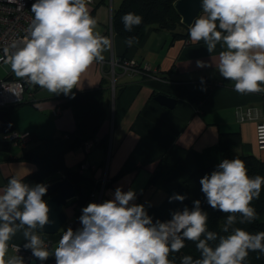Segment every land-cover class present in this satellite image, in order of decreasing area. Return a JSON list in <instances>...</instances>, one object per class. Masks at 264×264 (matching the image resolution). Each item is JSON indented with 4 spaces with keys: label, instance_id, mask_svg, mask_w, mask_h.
Returning <instances> with one entry per match:
<instances>
[{
    "label": "crops",
    "instance_id": "crops-1",
    "mask_svg": "<svg viewBox=\"0 0 264 264\" xmlns=\"http://www.w3.org/2000/svg\"><path fill=\"white\" fill-rule=\"evenodd\" d=\"M121 1L87 3L97 22L95 31L102 36L107 33L111 46L102 53L103 61L94 62L82 74L79 89L74 88L67 96L41 87L33 96L27 92L24 103L7 115L14 130L0 134V191L10 177L24 178L59 153L68 167H79L83 160L95 167L85 172L79 193L76 190L67 201V222L60 231L70 222L75 225L73 230L80 229L82 209L89 203L113 199L117 187L124 192L133 190L136 199L130 204L144 205L151 217L155 206L190 173L220 162V132H240L242 143L233 148L234 155L264 160L256 139V122L241 123L235 113L238 107H254L264 116V92L238 93L234 82L219 74L218 54L225 48L217 44L210 54L203 41L193 42L190 36L174 40L170 31L154 27L148 29L142 44L129 48L113 31V12ZM124 55L137 61L143 73L132 75L110 66L113 59ZM198 60L209 66L197 67ZM3 67L7 73L4 78L20 79L8 65ZM159 94L175 98L174 107L160 104L156 100ZM63 103L68 104L62 107ZM14 133L30 135L26 146L12 138ZM78 140L82 144L74 146ZM87 140L94 141L89 151L84 147ZM121 170L123 174L116 177ZM52 194L56 193L44 198ZM79 198L81 206L73 202ZM23 231H17L8 242L5 259L18 255L14 246L24 248ZM37 234L50 252L62 235ZM24 250L21 257L25 264L39 261L31 250ZM46 261L55 264L53 255Z\"/></svg>",
    "mask_w": 264,
    "mask_h": 264
},
{
    "label": "clouds",
    "instance_id": "clouds-1",
    "mask_svg": "<svg viewBox=\"0 0 264 264\" xmlns=\"http://www.w3.org/2000/svg\"><path fill=\"white\" fill-rule=\"evenodd\" d=\"M203 12L188 26L193 42L203 41L211 54L217 44L225 50L218 54L216 69L234 82L238 93L264 92V0H201ZM88 0H36L31 6L33 19L27 35L3 48L0 61L16 77L52 94L69 95L79 89L82 74L94 62L104 59L110 39L95 31L96 20L87 8ZM124 30L132 32L143 17L128 12L121 17ZM136 37H128L131 46ZM14 50V51H13ZM197 67L209 66L197 61ZM74 95V94H73ZM264 137V126L260 128ZM207 204L227 214L219 235L208 229V213L201 201L190 210L171 213V219L153 222L133 190L117 187L114 198L89 203L79 217L82 227L68 228L50 252L37 234L54 225L43 197L47 185L34 186L19 176L9 178L0 191V264H25L19 256L5 259L8 242L24 229L25 249L41 262L50 255L55 264H174L170 253H178L185 241H192L200 253L194 259L183 256L180 264H245L249 252L264 254V231L249 232L233 225L252 223L257 213L252 202L259 199L264 176H250L245 161L223 159L210 175L200 179ZM186 199L173 194L169 202ZM17 221L19 223H17ZM218 243L213 247L210 242Z\"/></svg>",
    "mask_w": 264,
    "mask_h": 264
},
{
    "label": "trees",
    "instance_id": "trees-1",
    "mask_svg": "<svg viewBox=\"0 0 264 264\" xmlns=\"http://www.w3.org/2000/svg\"><path fill=\"white\" fill-rule=\"evenodd\" d=\"M175 1L176 0H122L119 7L113 12V31L116 34L122 36L125 40L130 36L136 37L135 42L131 46H139L140 44H142L146 37V33L150 27L170 31L173 35L174 40L181 38L186 39L189 37L188 27H186L182 23V18L175 8ZM128 12H133L143 17L142 24L134 28L132 32H127L124 30V25L121 20V17ZM106 34L107 33H105L103 36H106ZM131 46L128 47L130 48ZM121 58L126 57L124 55ZM137 66L142 72L143 69L138 64V62ZM6 78L13 79L12 76H8ZM31 86L33 88L30 91L29 89ZM38 88L39 86L29 85L28 92L34 94V92L37 91ZM23 103L24 101L7 108L8 114L11 115L12 111L16 110ZM67 104L68 103H63L62 107L67 106ZM254 122L258 124L257 121ZM241 143L242 138L240 132H220V162L223 159L240 158L245 161L248 169V174L250 176H264V160H261L253 155L236 156L233 154V148L240 145ZM81 144L82 142L78 140L76 141L74 146H78ZM220 162L194 170L192 173L189 174V176L180 186H178L174 190H171L167 194L166 198L159 205L155 206L154 211L151 215L153 222L155 223L156 220H160L161 222L168 221L171 219L172 212L177 210H183L185 206H187L191 210L193 207V201L200 200L202 210L208 213V229L210 231L216 232L218 236L226 235L221 231V229L224 225L227 214L222 213L218 210H214L207 204L206 197L201 191L202 186L200 184V179L205 175H210L214 170H216ZM123 171L124 170H121L120 173L116 175V177L123 174ZM62 176L72 182L77 192L79 193V182L84 178V174L79 173L78 166H76L75 168L68 167L65 163L64 155L62 153L56 154L50 157L49 159L45 160L44 162H41L39 164V167L33 173L25 176L23 179L25 183L34 186L37 183L46 184L48 181L52 180V178ZM109 182L110 180L106 184L108 185ZM173 194L184 195L186 199L183 202H169V197L173 196ZM43 199L47 201L48 197H43ZM73 202L77 203L78 206H81L82 199H73ZM251 206L254 207L256 210L257 219L250 224L237 223L233 225V227H240L252 233L264 231V186H262L259 199L253 200ZM17 223L19 222L17 221ZM57 234L61 233L59 232ZM216 243H218V240L215 242H210L213 247H215ZM186 255H190L194 259L200 257V253L196 249V245L194 242L185 241V247L181 249L178 253H170L169 259L174 261V264H180L181 258ZM245 264H264V254H261L259 252H249Z\"/></svg>",
    "mask_w": 264,
    "mask_h": 264
},
{
    "label": "built area",
    "instance_id": "built-area-1",
    "mask_svg": "<svg viewBox=\"0 0 264 264\" xmlns=\"http://www.w3.org/2000/svg\"><path fill=\"white\" fill-rule=\"evenodd\" d=\"M36 0H0V57L3 56V48L10 45L14 40H20L24 38L26 33V28L33 19V13L31 12V6ZM92 0H88V3H92ZM14 51V50H13ZM110 66L115 68L119 67L124 73H130L136 75L141 72L137 66V62L134 59L119 58L113 59ZM2 61H0V67L4 66ZM149 69V68H146ZM10 74L12 72H9ZM156 78V75H151ZM29 83L23 79H10L4 78L0 80V110L7 109L13 105L21 103L24 101L25 94L28 92ZM33 96V93H29ZM59 109L56 110V113ZM238 121H257V142L261 151L264 152V137L260 135V128L264 126V116L260 109L254 107L241 108L238 107L235 111ZM29 134H12V138L18 139L22 146H26ZM84 147L87 151L94 147V142L91 140L84 141ZM94 170L95 167L92 166L87 160H83L78 167L80 174H85L87 170ZM106 182V178L103 179ZM68 228H74L73 223H68L60 232H63ZM18 255H25V250L21 246L13 247ZM36 264H49L47 261L41 262L40 260Z\"/></svg>",
    "mask_w": 264,
    "mask_h": 264
},
{
    "label": "water",
    "instance_id": "water-1",
    "mask_svg": "<svg viewBox=\"0 0 264 264\" xmlns=\"http://www.w3.org/2000/svg\"><path fill=\"white\" fill-rule=\"evenodd\" d=\"M175 8L182 18V23L186 27L193 23L195 18H197L203 12L201 0H176ZM156 100L160 104L170 108H173L176 104L175 98L169 97L165 94L157 95ZM7 115V110H0V134L9 133L14 130L13 122L10 118H7ZM46 185L47 193L45 196L51 192L56 193L46 201L50 209L49 218L55 221V223L52 226H46L44 230L39 232H44L46 234H56L67 222L65 206L67 201L76 195V189L73 183L63 177L54 178Z\"/></svg>",
    "mask_w": 264,
    "mask_h": 264
},
{
    "label": "rangeland",
    "instance_id": "rangeland-1",
    "mask_svg": "<svg viewBox=\"0 0 264 264\" xmlns=\"http://www.w3.org/2000/svg\"><path fill=\"white\" fill-rule=\"evenodd\" d=\"M7 75L5 68L2 66L0 67V80Z\"/></svg>",
    "mask_w": 264,
    "mask_h": 264
},
{
    "label": "flooded vegetation",
    "instance_id": "flooded-vegetation-1",
    "mask_svg": "<svg viewBox=\"0 0 264 264\" xmlns=\"http://www.w3.org/2000/svg\"><path fill=\"white\" fill-rule=\"evenodd\" d=\"M6 110V109H5Z\"/></svg>",
    "mask_w": 264,
    "mask_h": 264
}]
</instances>
